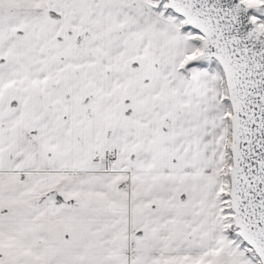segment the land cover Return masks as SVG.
<instances>
[{
  "label": "snow or ice",
  "instance_id": "snow-or-ice-1",
  "mask_svg": "<svg viewBox=\"0 0 264 264\" xmlns=\"http://www.w3.org/2000/svg\"><path fill=\"white\" fill-rule=\"evenodd\" d=\"M0 264H264V0H0Z\"/></svg>",
  "mask_w": 264,
  "mask_h": 264
}]
</instances>
